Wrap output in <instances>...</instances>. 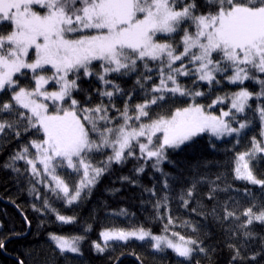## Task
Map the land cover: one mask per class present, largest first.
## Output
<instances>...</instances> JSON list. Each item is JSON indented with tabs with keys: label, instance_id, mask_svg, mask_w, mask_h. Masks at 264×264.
Masks as SVG:
<instances>
[{
	"label": "snow or ice",
	"instance_id": "snow-or-ice-1",
	"mask_svg": "<svg viewBox=\"0 0 264 264\" xmlns=\"http://www.w3.org/2000/svg\"><path fill=\"white\" fill-rule=\"evenodd\" d=\"M133 74L131 89L117 83ZM91 77L102 85L96 89L100 97L96 103L78 83ZM180 77H189L191 85L183 84ZM21 78L33 83L25 85ZM225 81L237 90L215 95L207 105L198 102V97L211 98ZM246 82L258 85V91L250 90ZM205 85L207 91H202ZM74 93H84L85 99ZM0 95L8 97L0 100V138L11 135L21 141L20 149L0 167L23 175L17 162L24 161L29 191L42 201V207L32 205L34 211L51 213L63 225L75 224L77 217L61 214L55 201L66 207L78 204L113 164L134 159L136 175L144 173L145 166L161 174L163 195H157L155 185L144 191L157 197L152 205L156 218L167 216L164 234L155 235L143 225H112L100 232L103 243L93 241L92 247L102 254L133 239L150 241L154 252L170 249L181 258L179 264H193L194 256H207L208 249L199 236L186 237L174 230L200 231L191 221L178 224L176 217L167 215L172 182L161 165L173 163L169 150L181 151L203 133L238 140L251 126L249 112L258 115L264 137V0H0ZM134 95H142V101L133 102ZM175 104L186 106L169 107ZM217 105L227 108L220 109L219 115L207 110ZM261 154L264 139L253 137L251 147L232 160L233 178L264 188V179H258L252 167V161L264 159ZM213 163H198L191 186L179 194L183 207H189L198 185L207 183L209 200L231 188L221 173L211 180L207 172H199ZM73 174L77 179L70 185L64 176ZM121 179L137 183L127 176ZM221 180L224 187L217 183ZM36 185L46 190L43 195ZM229 199L234 201L231 208L227 201H217L211 212L191 211L221 219L219 208L224 221H238L240 201ZM253 200L242 213L247 219L229 229L231 238L243 237L240 246L228 244L233 264L256 262L264 255V237L260 238L262 251L247 257L241 252L257 235L249 226L264 225V200L259 201L257 212ZM111 215L128 213L121 209ZM90 230L91 225L84 228L85 233ZM49 239L67 260L66 253L83 254L81 245L87 236L49 233ZM4 248L5 239L0 238V249Z\"/></svg>",
	"mask_w": 264,
	"mask_h": 264
},
{
	"label": "trees",
	"instance_id": "trees-1",
	"mask_svg": "<svg viewBox=\"0 0 264 264\" xmlns=\"http://www.w3.org/2000/svg\"><path fill=\"white\" fill-rule=\"evenodd\" d=\"M155 75V72L152 73ZM114 77H109L113 79ZM180 80L185 85H191L189 77H180ZM158 82V77H157ZM78 83L91 93L93 103L99 102L100 97L97 95L96 89L102 87L100 82L95 77L86 78ZM117 83L125 89H131L135 84V74L128 77L117 79ZM257 91V86L246 82V85ZM202 91H207V86H202ZM237 90V86L229 85L225 81L222 87L217 88L209 97H198V102L205 105L211 103V99L215 95H223L224 92H231ZM74 95L78 99L84 100V93ZM8 99L7 96H2L0 100ZM142 95H134L133 102H141ZM183 99V98H180ZM255 106V101H251ZM118 107L123 106L121 100L117 101ZM186 105L175 104L169 107H181ZM224 108L226 105H217L215 108L207 110L211 112H218V109ZM117 115L115 111L111 113ZM248 118L252 122L251 126L242 133L238 138L225 137L223 139H216L208 133H203L196 137L193 142L183 146V150L173 152L169 150V159L173 163L165 162L161 165L164 172L169 173V179L172 182V197L169 200L167 215H172L177 218L179 224L182 220L191 221L200 231L194 233L191 227H176L174 230L186 237L199 236L203 240V246L208 249V255L198 253L194 256L195 260H199L200 264H233L231 257L233 252L228 248V244H236L240 246L243 237L231 238L229 229L234 224H239L241 221L247 219L242 215L243 211L253 205L255 202L257 206L253 208L254 212L259 211V201L264 200V188L259 185L247 184L244 181L235 180L232 172V160L237 152H243L251 147L252 138L261 139V126L257 114L248 113ZM24 142H27L26 139ZM20 140H16L14 136L9 135L6 138H0V166L8 161L9 157L20 149ZM215 145L213 148L212 145ZM34 151V150H33ZM264 156L263 154H261ZM100 159V157H98ZM201 161H213L208 168H200L199 172L208 173V178L215 180V173L219 172L227 179V183L231 188L226 192H217L215 200H209L207 193L209 186L207 183L198 185V192H194L192 202L188 208L182 206V201L179 199L181 191L186 190L191 186L192 178L197 172V165ZM137 161L129 159L123 165L113 164L111 170L105 173L95 188L91 190V194L82 199L78 204L71 207H66L62 202L55 201L49 193L47 195L55 201L54 206L65 215H75L77 221L75 224L63 225L56 221L55 216L51 213L41 215L34 211L32 205L42 207V201L35 199L34 195L30 193L31 187L29 183L30 174L25 172L27 167L24 161H18L17 166L23 172V175L14 173L10 169L5 170L0 167V237L6 240L5 248L0 249V264H18L19 260H24L25 264H179L181 258L166 250L162 253L154 252L148 243L137 242L130 240L127 244H119L104 253H97L92 247V242L101 241L99 232L112 225L119 227L130 228L132 226L143 225L148 228L155 235L164 234L162 229L166 223L167 216L164 220H158L155 216L153 203L157 197L152 196L149 192L144 191V188H151L153 185L157 188V195H163L162 177L159 172L154 171L151 167L145 166L144 173L140 175L135 174V167ZM139 163H143L140 161ZM151 161L149 162V164ZM254 174L258 179H264V159L258 157L257 160L252 161ZM130 177L136 180L135 185L124 181L121 177ZM221 187H224V181H217ZM40 189L41 194L45 193L41 185H36ZM119 189V191H114ZM251 195H248V193ZM230 197L240 201L239 207L236 209L237 214L240 215V220L229 219L224 221L222 209H217L221 219H217L212 215L200 216L192 212V208H199L204 212H211L213 205L219 201L221 204L224 201L228 202L231 208L233 200ZM17 206L23 218L12 204ZM121 209L127 211V216H115L111 213L119 212ZM161 214H165L166 210L161 209ZM27 217V221L25 220ZM30 222V227H29ZM91 225V230L87 233L84 228ZM251 230L256 233V237L247 241L245 248H241L244 256H249L252 253L262 251L261 237H264V225L254 222L249 226ZM49 233H55L63 236L86 235L87 239L83 241L82 255L76 256L66 253L67 260L60 256L57 249L51 248L50 251H45L43 246H50L52 243L49 240ZM19 234V235H17ZM170 234V233H169ZM45 246V247H46ZM53 246V245H52ZM50 252V253H49ZM210 257V258H209ZM186 264V262H185ZM247 264H264V255L257 257V261H247Z\"/></svg>",
	"mask_w": 264,
	"mask_h": 264
},
{
	"label": "rangeland",
	"instance_id": "rangeland-1",
	"mask_svg": "<svg viewBox=\"0 0 264 264\" xmlns=\"http://www.w3.org/2000/svg\"><path fill=\"white\" fill-rule=\"evenodd\" d=\"M180 62H177V64H179ZM22 79V83H24L25 85H30V84H32L33 82L30 80V78H27V79H25V78H21ZM249 83V82H248ZM255 86H257V88L259 89V86L258 85H255ZM48 88H49V90H53V85H48ZM249 88V87H248ZM250 90H252V88H249ZM258 89H257V91H258ZM3 99V98H2ZM209 111V110H208ZM219 112H220V110L218 109V112H212L213 114H216V115H219ZM233 126H237V125H233ZM261 139H264V137H261ZM260 139V140H261ZM264 155V154H263ZM37 167L39 168V167H41L39 164L37 165ZM68 172H70L71 170H67ZM64 178H65V180L70 184V185H74L75 184V182H76V179H77V177L75 176V174H73L72 175V177L71 178H69L67 175H65L64 176ZM44 191H46L45 189H44ZM50 195H51V193H49ZM53 199L55 198V197H52ZM170 235V234H169ZM50 240V239H49ZM134 240V239H133ZM51 241V240H50ZM102 241V240H101ZM134 241H137V240H134ZM137 242H141V241H137ZM144 242H146V243H148V244H150V241H144ZM50 243H52V245L50 244V246L48 245V246H46V245H44L43 246V249L45 250V251H50V250H52L51 248H54L55 246H54V243L51 241ZM46 246V247H45ZM2 250V249H1ZM170 252H172L170 249H168ZM50 253V252H49ZM173 253V252H172ZM71 254V253H70ZM174 254V253H173Z\"/></svg>",
	"mask_w": 264,
	"mask_h": 264
},
{
	"label": "bare ground",
	"instance_id": "bare-ground-1",
	"mask_svg": "<svg viewBox=\"0 0 264 264\" xmlns=\"http://www.w3.org/2000/svg\"><path fill=\"white\" fill-rule=\"evenodd\" d=\"M12 206H13V209H15L16 211H17V213H19L20 215H21V212L19 211V209L17 208V206L16 205H14V203L12 204ZM21 217H22V215H21ZM99 236H100V232H99V234H98ZM0 238H2V237H0ZM10 239V238H9ZM9 239H5V244H6V240H9Z\"/></svg>",
	"mask_w": 264,
	"mask_h": 264
},
{
	"label": "water",
	"instance_id": "water-1",
	"mask_svg": "<svg viewBox=\"0 0 264 264\" xmlns=\"http://www.w3.org/2000/svg\"><path fill=\"white\" fill-rule=\"evenodd\" d=\"M22 215V214H21ZM22 218H23V215H22ZM24 219V218H23Z\"/></svg>",
	"mask_w": 264,
	"mask_h": 264
}]
</instances>
